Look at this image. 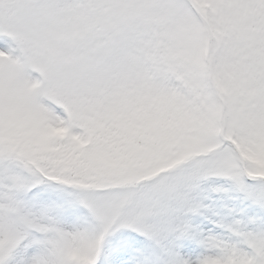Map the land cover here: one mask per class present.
I'll list each match as a JSON object with an SVG mask.
<instances>
[{
  "label": "snow or ice",
  "instance_id": "snow-or-ice-1",
  "mask_svg": "<svg viewBox=\"0 0 264 264\" xmlns=\"http://www.w3.org/2000/svg\"><path fill=\"white\" fill-rule=\"evenodd\" d=\"M0 264H264V0H0Z\"/></svg>",
  "mask_w": 264,
  "mask_h": 264
}]
</instances>
